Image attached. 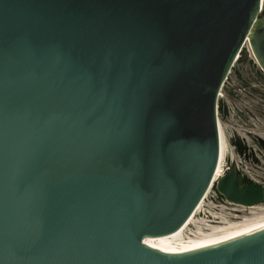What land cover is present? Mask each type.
I'll return each mask as SVG.
<instances>
[{"label":"water","instance_id":"water-1","mask_svg":"<svg viewBox=\"0 0 264 264\" xmlns=\"http://www.w3.org/2000/svg\"><path fill=\"white\" fill-rule=\"evenodd\" d=\"M264 0H0V264H264V227L176 234L213 182L238 56ZM233 167L225 201L264 203Z\"/></svg>","mask_w":264,"mask_h":264},{"label":"rangeland","instance_id":"rangeland-1","mask_svg":"<svg viewBox=\"0 0 264 264\" xmlns=\"http://www.w3.org/2000/svg\"><path fill=\"white\" fill-rule=\"evenodd\" d=\"M244 49L249 55L243 60L235 58L217 103V119L224 138L223 165L224 171L234 167L242 175L243 182L264 187V72L248 45ZM259 206L264 208V203L249 207L229 203L213 184L201 211L195 216L199 222L194 223L203 226L211 224L210 221L217 222L215 218L218 217L240 221L255 216ZM193 230L195 228L190 225L189 232Z\"/></svg>","mask_w":264,"mask_h":264},{"label":"bare ground","instance_id":"bare-ground-1","mask_svg":"<svg viewBox=\"0 0 264 264\" xmlns=\"http://www.w3.org/2000/svg\"><path fill=\"white\" fill-rule=\"evenodd\" d=\"M217 123L219 129L220 152L215 177L196 211L176 234L178 243L185 249H199L238 236L250 230L264 227V208H261L260 206L258 207L259 212L257 214L254 212L255 216L253 215L251 218H244L240 221H229L225 217H218L215 218L218 219V221H210L211 224L201 226L194 223L199 222V220L195 219V216L201 211L204 201L208 197L213 184L224 172V138L219 119H217ZM190 225L195 228L193 232H189ZM186 230L188 231L186 232Z\"/></svg>","mask_w":264,"mask_h":264},{"label":"built area","instance_id":"built-area-1","mask_svg":"<svg viewBox=\"0 0 264 264\" xmlns=\"http://www.w3.org/2000/svg\"><path fill=\"white\" fill-rule=\"evenodd\" d=\"M237 58H238V57H236V60H237ZM236 60H235V61H236ZM225 81H226V80H225Z\"/></svg>","mask_w":264,"mask_h":264}]
</instances>
